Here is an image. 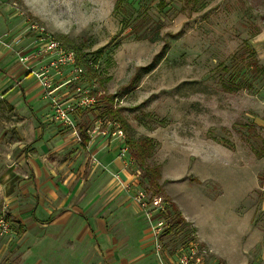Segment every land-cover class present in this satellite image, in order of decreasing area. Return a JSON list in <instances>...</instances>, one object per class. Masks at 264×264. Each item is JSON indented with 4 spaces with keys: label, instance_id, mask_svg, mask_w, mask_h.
<instances>
[{
    "label": "rangeland",
    "instance_id": "obj_1",
    "mask_svg": "<svg viewBox=\"0 0 264 264\" xmlns=\"http://www.w3.org/2000/svg\"><path fill=\"white\" fill-rule=\"evenodd\" d=\"M117 1L0 0V48L14 57L21 50L14 40L27 43L21 53L31 67L52 79L56 95L72 101L71 126L54 119L50 104L49 122L73 131L78 141L79 125L97 123L152 140L144 167L158 166L160 178L157 186L145 179L143 188L172 204L173 197L212 246L196 230L187 241L181 231L165 234L167 222L154 235V222L140 213L153 263L172 260L196 241L213 250L205 264H264V0H129L124 14L115 11ZM40 33L94 59V72L85 68L71 81L70 68L54 69ZM230 81L241 87L227 91ZM35 82L42 91L33 76L27 84ZM77 87L95 105L75 107ZM42 103L37 97L34 107ZM110 108L124 126L108 117ZM129 168L136 184L117 180L127 199L123 185L141 189L143 176L134 160ZM10 211L0 203V216L12 227L0 237V264H60L47 259L43 241L30 245L21 238ZM185 222L184 231L195 229Z\"/></svg>",
    "mask_w": 264,
    "mask_h": 264
},
{
    "label": "crops",
    "instance_id": "obj_2",
    "mask_svg": "<svg viewBox=\"0 0 264 264\" xmlns=\"http://www.w3.org/2000/svg\"><path fill=\"white\" fill-rule=\"evenodd\" d=\"M19 44L24 52L27 43ZM29 77L16 55L0 48V203L8 205L21 238L43 241L47 259L60 264H155L139 208L113 177L136 184L129 150L125 160L119 157L122 144L110 124L79 125L80 142L50 123L49 103L36 82L27 84ZM37 97L40 107H34ZM173 199L196 237L210 245Z\"/></svg>",
    "mask_w": 264,
    "mask_h": 264
},
{
    "label": "built area",
    "instance_id": "obj_3",
    "mask_svg": "<svg viewBox=\"0 0 264 264\" xmlns=\"http://www.w3.org/2000/svg\"><path fill=\"white\" fill-rule=\"evenodd\" d=\"M40 34V40L44 43L43 53L53 56L50 66L54 67V69L58 71L64 69L65 67L70 68L74 75L73 78H71V81H78L82 78L85 67L78 62L76 53L65 49L62 43L54 40L49 35L45 33ZM19 42L20 39L16 38L13 46L16 47ZM15 54L17 55L18 62L25 67L28 74L35 77L38 84L41 86L42 96L48 100L54 114V119L59 121L63 126H71L72 121L69 111L71 110L70 102L72 101L63 100L64 95H56L52 88V79H49L48 76L40 75L35 69H33L30 65L31 63L28 62L29 59L23 55L21 51H16ZM74 94L77 96L75 107L82 109L89 108L96 102L93 96H89L86 91H81L78 87L75 89ZM2 98L3 96L0 95V100ZM115 135L119 138L122 144L119 151V157L125 160V157L128 154L125 134L118 128L117 125H115ZM129 163L130 161L126 160V165ZM115 178L118 180L117 177ZM122 189L129 199L136 204L144 218L150 221V223H152V221L154 222L152 223L154 235L160 234L161 227L164 225L165 220L162 218H156V216L159 213H165V207L167 205V202H165L166 200L160 195L151 197L147 192L140 188L130 189L128 185H123ZM11 229V223L8 219L4 216H0V237L10 234ZM207 255L208 251L205 248H203L196 241H191L188 244L186 251L180 249V251L172 257V260H169L168 262H165L163 259H159V264H205V257Z\"/></svg>",
    "mask_w": 264,
    "mask_h": 264
},
{
    "label": "trees",
    "instance_id": "obj_4",
    "mask_svg": "<svg viewBox=\"0 0 264 264\" xmlns=\"http://www.w3.org/2000/svg\"><path fill=\"white\" fill-rule=\"evenodd\" d=\"M129 3H130L129 0H118L115 4V11L117 13H123L124 14V12H125L124 8ZM187 3H189L188 0H187ZM159 6L162 8L164 5L162 2H160ZM126 20L128 21V19H126ZM139 38L145 39L146 37H139ZM157 38L158 37L156 36L155 38L151 39V41H156V40H158ZM62 45L64 46L65 49L74 51L76 53L78 62L80 64L84 65V67L87 69V72L89 74L94 72V59H92L90 61V59L84 58L80 54L78 49L74 46L73 47H66V45H64L63 43H62ZM89 63H91V64H89ZM254 65L255 64L249 65V68L251 71L254 69L253 68ZM149 70H150V68L144 69L142 71L149 72ZM71 87L74 88V86H71ZM240 87H241L240 83L235 82V81H230L228 84H225V86H224V88L227 91H234ZM107 115H108V117H110L111 120H114L115 123L117 122V123L123 124V126L125 125L122 122V120L119 116V113H118V111H116V109L110 108L107 111ZM123 129H125V128H123ZM123 129L121 128V130H123ZM125 142H126L128 150H129V155H130L132 163L134 160L136 162L137 166L143 169V176H141L140 187L145 192H147V190L143 188L144 183H145V179L155 183L160 178V169L158 166L144 167L145 160H146V158H148V156H150V152L153 148L152 140L150 138H142V139L134 140L132 138H128L125 136ZM155 185H156V183H155ZM156 192H158V191H156ZM156 192L151 193L149 195L151 197L158 195ZM165 202H167V201H165ZM156 218H162L165 220V222H167L168 228L165 230V234H170L171 232H174V235H175L177 231H181L183 233V236L185 237V239L187 241L190 233H194V231H195V229H189V230L184 231V228L188 226V223H186L184 221V219L181 217L180 212L177 210V208L172 203L167 202V205L165 207V213H159L156 216ZM165 246L166 245H163V248H165Z\"/></svg>",
    "mask_w": 264,
    "mask_h": 264
}]
</instances>
